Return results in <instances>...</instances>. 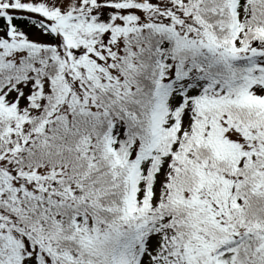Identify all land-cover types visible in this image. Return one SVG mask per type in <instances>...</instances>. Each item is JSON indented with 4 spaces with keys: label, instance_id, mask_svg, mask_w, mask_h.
<instances>
[{
    "label": "snow or ice",
    "instance_id": "6c2138e0",
    "mask_svg": "<svg viewBox=\"0 0 264 264\" xmlns=\"http://www.w3.org/2000/svg\"><path fill=\"white\" fill-rule=\"evenodd\" d=\"M0 264H264V0H0Z\"/></svg>",
    "mask_w": 264,
    "mask_h": 264
}]
</instances>
